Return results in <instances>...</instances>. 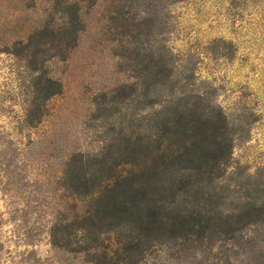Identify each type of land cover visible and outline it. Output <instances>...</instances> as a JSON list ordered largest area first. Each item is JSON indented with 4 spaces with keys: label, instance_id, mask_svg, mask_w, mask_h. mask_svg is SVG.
<instances>
[{
    "label": "rangeland",
    "instance_id": "374dc122",
    "mask_svg": "<svg viewBox=\"0 0 264 264\" xmlns=\"http://www.w3.org/2000/svg\"><path fill=\"white\" fill-rule=\"evenodd\" d=\"M0 264H264V0H0Z\"/></svg>",
    "mask_w": 264,
    "mask_h": 264
},
{
    "label": "trees",
    "instance_id": "16d2710c",
    "mask_svg": "<svg viewBox=\"0 0 264 264\" xmlns=\"http://www.w3.org/2000/svg\"><path fill=\"white\" fill-rule=\"evenodd\" d=\"M49 81H50V83L55 84V81H53L51 79ZM187 115L188 114H184L175 123L174 129L177 130V132H183L185 134H191L193 132V130L195 128V124L192 123V121L188 120ZM213 129L215 130L214 125H213ZM217 133H218V136L214 135V139L212 141L213 142V148L209 151V153L206 156H204L200 159L206 166L208 165L209 167L221 164L227 156V148L229 145L227 144V141L224 138H222L220 129H217ZM98 193L99 192L97 191L96 193L92 194L91 196L94 197ZM118 207L119 206H117V208L115 209L116 212H119ZM248 216H249V218H251V216H254V215L248 213ZM151 218L149 217L146 221L148 227H150L151 229L156 228L157 229L156 231H158L160 226H162V223H161L162 221H159V220L156 221L155 219H153V217H151ZM178 221H179L178 222L179 224L182 223V220H178Z\"/></svg>",
    "mask_w": 264,
    "mask_h": 264
}]
</instances>
